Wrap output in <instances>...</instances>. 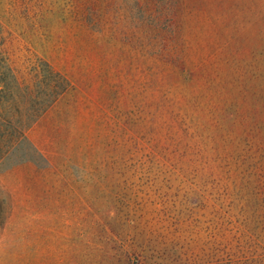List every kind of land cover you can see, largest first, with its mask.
<instances>
[{
	"label": "rangeland",
	"instance_id": "1",
	"mask_svg": "<svg viewBox=\"0 0 264 264\" xmlns=\"http://www.w3.org/2000/svg\"><path fill=\"white\" fill-rule=\"evenodd\" d=\"M70 89L0 162V264H264V0H0V58Z\"/></svg>",
	"mask_w": 264,
	"mask_h": 264
},
{
	"label": "trees",
	"instance_id": "2",
	"mask_svg": "<svg viewBox=\"0 0 264 264\" xmlns=\"http://www.w3.org/2000/svg\"><path fill=\"white\" fill-rule=\"evenodd\" d=\"M25 71L13 66L8 56L0 58V162L27 140L36 120L71 86L65 74L42 59Z\"/></svg>",
	"mask_w": 264,
	"mask_h": 264
}]
</instances>
